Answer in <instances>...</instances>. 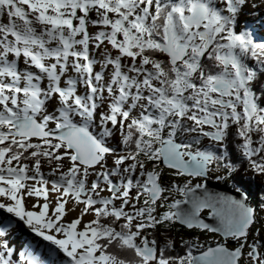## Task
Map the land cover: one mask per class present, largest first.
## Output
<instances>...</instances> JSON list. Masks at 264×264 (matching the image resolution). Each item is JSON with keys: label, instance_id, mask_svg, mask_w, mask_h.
<instances>
[{"label": "snow or ice", "instance_id": "6c2138e0", "mask_svg": "<svg viewBox=\"0 0 264 264\" xmlns=\"http://www.w3.org/2000/svg\"><path fill=\"white\" fill-rule=\"evenodd\" d=\"M0 264H264V0H0Z\"/></svg>", "mask_w": 264, "mask_h": 264}, {"label": "water", "instance_id": "95a60500", "mask_svg": "<svg viewBox=\"0 0 264 264\" xmlns=\"http://www.w3.org/2000/svg\"><path fill=\"white\" fill-rule=\"evenodd\" d=\"M207 183H208V186H209L210 189H214V190H222L221 188H217V187H216V183H211V182H209V181H207Z\"/></svg>", "mask_w": 264, "mask_h": 264}, {"label": "flooded vegetation", "instance_id": "af4514ba", "mask_svg": "<svg viewBox=\"0 0 264 264\" xmlns=\"http://www.w3.org/2000/svg\"><path fill=\"white\" fill-rule=\"evenodd\" d=\"M211 183H216L214 180H209ZM257 186H259V181H257ZM202 238V237H201Z\"/></svg>", "mask_w": 264, "mask_h": 264}, {"label": "rangeland", "instance_id": "374dc122", "mask_svg": "<svg viewBox=\"0 0 264 264\" xmlns=\"http://www.w3.org/2000/svg\"><path fill=\"white\" fill-rule=\"evenodd\" d=\"M203 237V236H202ZM201 239H203V238H201Z\"/></svg>", "mask_w": 264, "mask_h": 264}]
</instances>
